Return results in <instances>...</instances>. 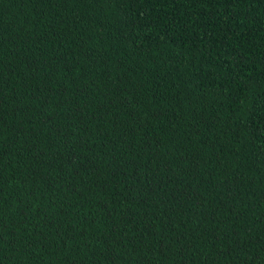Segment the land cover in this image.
<instances>
[{
  "label": "trees",
  "instance_id": "1",
  "mask_svg": "<svg viewBox=\"0 0 264 264\" xmlns=\"http://www.w3.org/2000/svg\"><path fill=\"white\" fill-rule=\"evenodd\" d=\"M0 264H264V0H0Z\"/></svg>",
  "mask_w": 264,
  "mask_h": 264
}]
</instances>
